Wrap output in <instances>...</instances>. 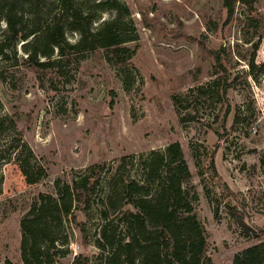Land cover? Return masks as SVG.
<instances>
[{
    "label": "rangeland",
    "instance_id": "1",
    "mask_svg": "<svg viewBox=\"0 0 264 264\" xmlns=\"http://www.w3.org/2000/svg\"><path fill=\"white\" fill-rule=\"evenodd\" d=\"M118 1L137 36L125 51L97 49L40 70L18 43L0 59V116L7 120L0 133V264H22L20 220L40 193H54L57 180L70 183L96 165H105V177L136 178L137 158L174 142L198 195L206 256L230 264L264 242V72L248 66L252 58L258 67L264 62V0H231L230 19L223 0ZM117 14L99 13L93 28ZM216 52L226 72L214 74ZM219 79L215 93L198 96L196 88ZM186 114L195 120L181 122ZM100 195L66 223L67 245L53 264H100Z\"/></svg>",
    "mask_w": 264,
    "mask_h": 264
},
{
    "label": "trees",
    "instance_id": "2",
    "mask_svg": "<svg viewBox=\"0 0 264 264\" xmlns=\"http://www.w3.org/2000/svg\"><path fill=\"white\" fill-rule=\"evenodd\" d=\"M251 1L241 0L249 5ZM223 2L230 19L234 3ZM108 10L118 14L94 29L98 14ZM1 24L5 27L0 29V59H9L10 51L21 43L26 61L40 70L97 49L125 51L124 44L137 40L127 7L118 0H0ZM66 32L76 33L77 41L69 43ZM214 60V74L226 72L218 52ZM248 66L251 73L257 69L264 72V62L258 67L254 58ZM219 81L195 91L200 97L215 93ZM172 100L176 105L177 97ZM238 119L236 115L234 122ZM193 120L194 114L180 119ZM6 122L0 116V133ZM135 164L136 178L105 177V165H96L70 183L57 180L53 194L40 193L19 223L22 264H53L67 245L66 223L75 222L77 210L91 208L98 190L101 195L96 205L102 225L94 243L101 251L100 264H214L205 254V230L195 214L198 195L180 144L152 150ZM210 167L217 177L213 162ZM207 195L216 217L217 204ZM234 217L244 227L240 218ZM79 230L84 232V223ZM230 264H264V242L235 254Z\"/></svg>",
    "mask_w": 264,
    "mask_h": 264
},
{
    "label": "crops",
    "instance_id": "3",
    "mask_svg": "<svg viewBox=\"0 0 264 264\" xmlns=\"http://www.w3.org/2000/svg\"><path fill=\"white\" fill-rule=\"evenodd\" d=\"M216 169H217V172H218L219 176L221 177L222 175L220 173V170L218 169V167H216ZM223 182L226 183L229 186V188L232 189V185L230 184V182L227 179H223Z\"/></svg>",
    "mask_w": 264,
    "mask_h": 264
}]
</instances>
